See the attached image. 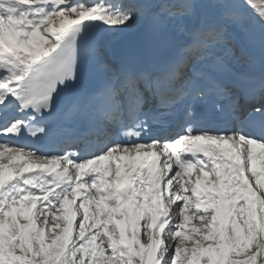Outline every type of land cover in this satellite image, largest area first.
I'll return each mask as SVG.
<instances>
[{"label":"snow or ice","instance_id":"1","mask_svg":"<svg viewBox=\"0 0 264 264\" xmlns=\"http://www.w3.org/2000/svg\"><path fill=\"white\" fill-rule=\"evenodd\" d=\"M0 264H264V0H0Z\"/></svg>","mask_w":264,"mask_h":264}]
</instances>
